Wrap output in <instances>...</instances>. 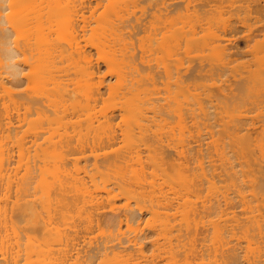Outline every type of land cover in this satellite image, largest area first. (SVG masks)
Listing matches in <instances>:
<instances>
[{
    "label": "bare ground",
    "instance_id": "obj_1",
    "mask_svg": "<svg viewBox=\"0 0 264 264\" xmlns=\"http://www.w3.org/2000/svg\"><path fill=\"white\" fill-rule=\"evenodd\" d=\"M18 2H20V5L16 6ZM134 2H136L135 5L136 4L141 5L140 10H139L140 14H138L139 12L135 13V11L133 10L135 9V6L132 5ZM131 6H134V8H132ZM188 7L189 5L187 2L180 3L174 0H29V1L28 0H0V87L4 89L5 91L10 90L9 88L12 87V90H10L9 92H11V94L14 95L15 97L14 102L17 104L16 110L14 111V115L8 122H6V125H7L6 129L10 133L13 132L14 135H17L20 132L27 131L33 123L30 119V115L33 113L34 110H36L39 114H41V111H40L41 109L44 110L42 114H45L46 112L52 110L54 113V116L59 111L64 113L66 110L65 108L66 101L71 97V94L76 91H82L88 100H91L94 103H97L101 100L104 104L97 113L96 112L93 113L95 115V121L97 122V125L92 126V130L94 132L92 139L99 140L100 143H103L102 146H107V147L113 146L114 144L117 143V140L120 139L119 142L122 143L123 147L127 146V149L124 147L126 150V155H119V153H116L113 151H111V154L108 152H104L102 159L108 162V164L119 165V163L117 162H121V163L124 162L126 165L125 161L128 160V158L132 159L130 155L131 152H132L131 154L133 153L135 154L133 155V157L140 159V156L143 150H146L149 153L150 151L157 152V153H154V152L152 153L157 155L156 157L160 161L163 162L164 157L162 155V149L170 148V150L173 149L175 151V155L178 158V160L182 159V161H184L186 164L185 167H187L189 160L187 159L188 156L186 155V152L184 151V149L189 148L190 145L188 144L185 145L186 143L184 142L185 141L187 142L185 137L189 135L190 127H192L191 124H189L190 120L188 119V117L191 114L189 115L186 113L188 112L189 108L185 107V105L188 103L184 101V106H181V105H180L181 107L179 106V108H182L180 109L181 111H183L184 107L187 108V110L184 109L186 112L183 111L180 114L174 113V116L178 115L177 119L179 118V125H178L179 129L176 132V129L172 126L170 127L168 124L171 111L174 112V108L172 107V105L174 104V101H173L174 95L172 94V91L170 90V87L172 85L170 83L171 81L170 78H172L171 76L172 74L169 72L168 65L166 63L165 64L162 63L163 70L161 71V69L158 67L161 62L159 63V60L155 59L156 62L153 64L152 63L153 59L150 58V55L154 53V48L151 45H148L146 47L141 46L140 50L139 48L138 50H136L133 46L128 47L126 45L127 38L125 39L126 37L125 34L129 35L130 33V35H132V34L137 33L138 30L147 31L150 29H153V33H156L157 28L162 27V35L167 34L168 36L173 37L175 41L173 45L175 46V48L167 52L166 59L170 61L177 60L176 56L180 55V51L181 53H186L188 49V37H186L187 35L185 36V33L187 32L186 31L187 29L185 28L188 25V22H187ZM130 8H132L133 11H130ZM176 8H179L180 13L174 16L172 12L176 10ZM42 10H44L45 12H41ZM85 11L90 12L88 19H86L83 14ZM218 39L219 38H217L216 41H218ZM221 42H222L221 44H223V41ZM217 43L215 44V42H213V44L215 45L213 46L211 45V47L206 49V52H209L210 55H213L219 58V57L224 56V54H226L225 51L228 49V47L224 46L226 44L221 45L220 42H217ZM206 54H207L206 55L207 58L205 56V60L208 59L206 60L208 61L207 64H209L210 61L215 60V59L212 60L211 58L213 56L210 57V55H209V58H210L209 60L208 53ZM204 55H205V52H204ZM137 57H139V60H140L139 62L142 65L141 67L136 66V62H134V60H136ZM101 64H103L106 69V72L104 74L101 73V69H100ZM154 66L155 68L158 67V69L155 70V72L157 73L165 72V74L162 75V77L164 76L166 78V79L164 78L165 80H163V85L165 86V90H167V93L166 94L164 93L165 95L164 94L162 95L163 92L159 89L157 81L156 82L151 81V80L149 81L148 79V78L153 79V75H149V73L153 71L152 67ZM71 68H75L79 74V80H77L73 84H70V80L67 78L68 71ZM261 69L262 71H264L263 67ZM252 70L254 71L255 69H252ZM145 73H148V74H145ZM256 73L257 71H255V75ZM219 74H221V72L217 73V76ZM107 76L109 77V79H107ZM253 77L254 76L252 73V78ZM262 77L259 76V79L257 77L256 78L257 80L264 82L263 81L264 74ZM110 79H114L113 83L109 82ZM217 81H221V79L218 78L215 81V83H211L209 84V86L210 85L213 86L214 84H217V83L218 84L222 83V82H217ZM241 82H242V79H241ZM241 82L239 81V83ZM218 84L214 85L213 88L215 86L218 87ZM244 84H246V82ZM248 84H250V82ZM254 84H255V81H254ZM71 85H73V87H70ZM209 86L206 88L207 93L210 90H211L210 92H212L213 90L212 86L210 87ZM220 86H222V84L219 85V87ZM241 86L243 85L241 84L238 87L240 88V90L248 87V85H246V87H244L245 86L244 85L243 88ZM250 86H253V83ZM258 86H256L257 90H261V89H258ZM35 87L36 89L39 88V91H37V93L35 91ZM253 87L255 88V86ZM208 88H209V91H208ZM222 88L224 90L225 87L222 86L221 88H218V89L220 90ZM214 89L215 90H213V92L214 91L215 92L214 93L212 92V93L217 94L216 97L217 96L219 97L220 94L222 96V93L220 92L222 90L220 91L218 89L216 90V87ZM236 90H237V87H236ZM222 92L224 93V91ZM261 93H262L261 96L260 97L258 96L259 98L255 100L254 101L255 104L254 103L253 104L255 106L260 105L261 107L260 106L259 107L260 108L263 107L262 110H264V89ZM105 94L107 96L106 98H103ZM227 94L229 95V93ZM236 94L231 93V95H236ZM258 94H259V91H258ZM212 95L211 94L207 95V97L209 96L210 98V99L207 98L210 100L209 103L211 102L213 107H216V105L217 107L221 106L222 103L220 104V102H217L219 104L216 103V105L214 106L213 104L214 102H212L211 100ZM236 96L238 98L239 95H236ZM239 97H242V96H239ZM222 99L223 98H221V100ZM224 99H225V96H224ZM239 102L241 103V100ZM244 103H242V106ZM250 103H252V101ZM254 105H252V107ZM210 107L211 106L208 107L207 112L209 111ZM217 107L213 109L215 110L219 109V107L218 108ZM259 107L257 108V110L260 109ZM213 109L211 108L210 111H213ZM244 109L246 111V108ZM180 110H177V111L180 112ZM262 110H259L258 112L261 111V113L263 114L264 112H262ZM204 111H206V109L203 110V115H204L203 118H206L207 116L211 118V116L215 114L214 115L215 118L213 117L214 120H212V118L211 120L217 122L218 118L216 117L217 116L216 113H218V116H219V113L221 112L220 110H218L220 112L217 111L216 113L213 111L214 113L213 115L211 114L212 112L210 113L209 111L207 113V116H206V112ZM183 113L188 115V117L184 115ZM261 113H258L257 115V117H259L258 119L264 118V116ZM259 114H261V116ZM89 115L91 116V113H89ZM241 115H242L241 113L240 115L238 114L237 115L238 118H240ZM237 116H235V118ZM2 117H3V113L1 114L0 112V121L3 119ZM219 117L221 118V115ZM252 117L253 116H250V118ZM209 118L207 117L206 119H204L205 120L204 123H206V120ZM220 118H219V121H220ZM235 118L232 119L234 123L236 121ZM247 118H249V116ZM250 118L247 119V122L250 120ZM240 119L237 120V122L239 123L236 122L235 124L237 126L234 125L233 132L236 133V135L233 133L234 138H232V140H234L237 136V139L235 140H238V142H236L237 144L233 143L235 142L234 140L231 143L232 145L234 144L238 145L239 143L238 146L241 149L240 152L243 153L242 150H246L248 153L249 152L251 153V154L250 153L247 154V152L244 151V153L246 152L244 155L245 156L247 155V156L244 157V155H242L243 156V157L241 156L242 161L241 160L237 161L236 167L240 166L238 169L240 170V172L242 171L240 175L241 174L243 175V171H245L244 169H246L247 173L249 170V173H250V171L253 170V168H255V170L259 169V167L262 164L264 168V147L263 146L261 147V145L262 144L264 145V143H262L261 145L260 143L259 144L256 142L253 143L255 141L254 139L256 138V136L255 138H253V135H256L258 132L257 130L255 131L254 129H252L254 128L253 127L254 125H257L255 126V128L256 127L258 128V125L261 128V125H263L264 122L261 121L262 122L261 123L260 120H257L256 123H253L255 122V121H252L255 119L254 117L251 120L254 125H252V128L250 127L251 125L249 126L250 128H248L246 126V121H245L246 119L244 120L243 117ZM211 120L209 119V121L208 120L207 121L211 123L212 122ZM222 120L225 121L226 118L224 119L222 117ZM232 120L230 122H232ZM225 122L227 123V121ZM230 122L228 121V123ZM209 123H207V126L204 124V127L206 128L208 127V130L206 129V131H209L210 133V130L211 132H213L214 130L210 126ZM221 123L220 125L216 124L215 126L216 127L221 126ZM234 123H232V125ZM165 128H167V130H163ZM173 128L175 129V131L173 130ZM34 129L36 130L32 134L31 138L28 140V142L30 143L29 146L42 144L41 142H39V140L42 138L43 134L46 132L45 130H43L42 126L40 125L36 126ZM251 129L257 133L255 134V132L253 131L254 134L250 135L252 134L250 133ZM203 132H205V130ZM167 133H169L170 135H167ZM206 137H210V134L206 135ZM83 138H84V141H82ZM88 138L89 136H86L84 134L82 135L80 134L77 138H74L73 135H70L65 130L59 136L58 143L56 144V146L58 147L60 146V149L61 148L68 149V148L73 147L74 139L76 143L83 145L81 143H86ZM249 138L252 139V140L250 139L251 141H253L252 144H258L255 146L252 145L254 148L256 147V150L258 152L256 150L255 151L258 154L256 152L255 153L253 152L254 151L253 147L250 149L248 148V147H251V143H250L251 141L249 142ZM259 139L262 140L263 138H259ZM209 140H208L210 142L209 144L207 143L208 141L207 142L205 141L207 146H205L204 144L205 146V147L203 146L204 148L208 147V145H211L213 140L212 141L211 139ZM25 143H26L25 140L21 142L22 145H24ZM213 143L215 144L216 141L215 142L213 141ZM92 144H94V142H92ZM198 144L197 145L200 147L197 148V151L203 150V156L209 157V159L207 158L205 163H207L206 164L207 172L211 176L212 179H214L215 177H221L223 175L224 177L228 175L229 177L227 178H231L232 176H233L232 178H234V174L238 176L237 174L239 173H237L238 172L237 169L235 171L234 169L235 167L232 166V163L222 158V156H224L223 151H222L223 149H221L222 147L220 146L222 145H219L218 141H217V144L215 145L213 144L214 146V147L212 146L213 150L208 149L211 146L204 149L201 146L202 143H198ZM130 145H131V148L133 149H129L130 152L128 155L127 150L129 148L128 146ZM233 147L236 148V146H233ZM257 147L259 148L261 147L260 150H258ZM211 150L213 151L214 155L212 154ZM11 152L12 151L8 147H4L3 145L0 146V237H2V234L8 235L9 232L14 233V231H16L14 230V226H16L14 225L15 221L17 223L18 221L25 222L23 221L24 219L27 220L29 219V217L31 218L32 216V213H31L32 212L31 211L32 202H30L31 200L20 198L19 194H17L19 193L20 189H22V185L23 186L25 185V182H26V186L27 185L28 186L27 187L24 186L23 189L26 190L30 188L29 187L30 185L29 183L31 182V181L29 182L30 179L29 180L27 179L28 182L25 179L26 181H24V184H22L21 187H19L16 190L17 193H15V195L16 194L18 195V196L16 195L17 196L16 200L12 199L13 197L11 194L12 192L10 191L9 186L6 185L7 179L9 176L8 175V172H9L8 165L10 162V158L12 156ZM209 154L211 155V157L209 156ZM189 155H190V158L193 157L191 156V152H189ZM212 155L214 156L213 158H212ZM179 156H181L182 158ZM151 157L153 158L155 156H151ZM223 160L224 162H222ZM156 161L157 160H154L155 163ZM160 161L159 163H161ZM225 161L226 162L228 161L227 162L228 164L231 163L230 167L223 166V163H225L224 164L225 166L228 165ZM62 162L64 163V161ZM121 163H120V169L122 168L123 169L121 171L122 173L120 172V174L122 176L118 175L120 176L119 179L116 180L115 182H111V184L113 183L112 185H115L116 183H118L117 181L121 183L120 184L118 183V185L116 186H112L104 181L102 184L103 185L102 189L104 190L103 193L106 194L105 195L106 197L103 194H102L103 196L101 197L107 198V199H102V200L108 201L107 202L108 205L106 204V201L104 202L107 205V207L108 206L110 207V208L108 207L110 212L109 214H107L106 212L100 214V218L102 221L105 220V221L118 222V225H120L123 222V220H126L127 222L133 219L135 220L138 216H140V213H137V210L140 207L138 209L134 208L135 209L134 210L133 209L134 206L130 207L129 205L131 204L129 205L127 204L126 207L123 206L125 208L122 207V209L121 208L119 209L117 207V202L115 203V201L118 200L120 197L125 198V200L128 203V201L132 199L133 192H135L130 188L131 185L129 188L126 186L128 185V183H130V181H128V179L125 180L126 178H128V176L127 174H125L127 173L126 171L124 173L125 175L123 174L125 165ZM260 163L262 164L260 165ZM121 166L123 167L121 168ZM246 166H248L249 168L252 166L253 167L250 170L248 167L246 168ZM58 167L56 166L57 169L55 168L56 174H58L57 173L58 170L59 172H61L60 170H62L61 166L59 168ZM113 167H116V166H113ZM116 168H118V166ZM246 171L244 172V174H246ZM64 172L68 173L66 170ZM64 172H61V173H64ZM61 173H59V176L61 175ZM66 173L63 174L64 175V178L62 177L63 179L67 178ZM242 175H241L240 182H243L242 180H244L243 179L244 175L243 176ZM59 176L57 178H59ZM115 178H118V177L115 176ZM235 178L237 179V177ZM239 179L240 178H238V184H240ZM56 180H57L56 181L57 185L54 184L55 186L53 187V189H55V196L53 195L54 196L53 198L56 199V200L53 199L55 200L54 202H58V200L60 202L61 200H63L64 202L66 200V199L64 200V198H68V197L70 199L69 202L71 203L75 202L74 200H71L70 195L67 196L65 194L68 192L66 189H70L66 186L64 188L63 185H66L65 184L66 181L65 182L63 181L64 184L62 185V179L61 180L56 179ZM126 181H128V183ZM58 183L60 184L58 185ZM105 183H107V185ZM183 184L185 186V183ZM82 185L84 184L82 183ZM56 186H58V189L55 188ZM257 188L262 189V190L264 189V180L258 183V186L256 187V189ZM186 189L189 190L190 188H186ZM186 189L184 188V190ZM64 190L65 192H62ZM53 191H52V194H53ZM189 191L192 192L191 190ZM186 192L187 190L185 191V193ZM242 192H238L239 195L241 196V199H243L242 197L245 198V195H244L245 191L244 193ZM24 193L26 194V191L23 192V195H25ZM73 194L75 193L73 192ZM189 194H193V193H188L185 196ZM64 195H66L67 197H64ZM173 195L175 196V194ZM178 195L179 197L183 196V194L182 193L180 194V192L178 193ZM190 196H193V195H190ZM62 197L63 199H61ZM187 197L189 198V196ZM187 197H185L186 200L188 199ZM47 198L49 200V197ZM73 198L77 200L76 197H73ZM174 198L175 197H171L170 201L175 200ZM179 199H182V197H180ZM188 200H187V202L189 203L188 212L192 216L191 219H193L192 220L193 222H194V218L196 219V217L198 220H200L201 218L204 219V217L207 214L211 215L214 212L215 214L216 212L217 214L218 213L221 214L219 202L211 201L210 199L209 200L204 199L198 205L195 201L191 202L192 200H189V201ZM170 201H167V202H170ZM66 202L67 201H65V203ZM124 202L125 201L123 200V203ZM65 203L64 205L66 206ZM188 203H185V204H188ZM170 204L168 205L167 203L165 205L166 208L167 207L169 208L170 206V209H172L173 206L178 207V205L181 207L182 203L181 204L179 203L178 205L176 203V205L175 204L173 205V202H172L171 204L172 208ZM115 205L117 208H115ZM114 208L116 209V212L117 211L120 212V210H124V212L121 211L123 213L120 212V214L118 212L116 213L114 211L115 210ZM178 208L176 209L174 208L175 211H178L177 210ZM90 212H89V217L87 215L88 222L86 220L85 221L82 220L85 222V224L87 223L90 224L89 226H87V229H89V227L92 225V218H90L92 214H90ZM157 212L152 211V213L154 214ZM57 213L60 214V212L58 211ZM66 213L67 211L66 212L64 211L63 215H59V217L61 218L65 214L66 216L64 217L67 218L68 213L67 214ZM91 213H94V211ZM182 214L183 213L181 211V216H183ZM63 218H61V220ZM51 219L56 221V219H53V218ZM187 219L185 218L184 220V216L182 217V220L185 222V224L186 223L190 224L191 222L190 218H187ZM207 219L208 218L206 217L205 220ZM82 221L80 222V224H82ZM50 222L46 221L47 224L43 222L44 224L43 225L44 227L42 226L43 232H47L48 228L50 229L51 227H53L51 228V231L54 230L58 232L59 231L58 229H54V227L56 226L55 225L56 223L51 222L53 224L51 226ZM71 223H73V226L70 224V222H68L67 224L68 227L63 228V230L68 229V228H71V229L70 230L68 229L69 230L68 232H66V230L64 232L63 230H60L58 233L59 234L58 237L56 236L54 240H51V241L48 240L47 242L46 240L44 241L45 237L42 238L43 240L41 239V241L43 242L42 243L39 242V243L44 244L45 248L42 245L41 247L40 245L38 246L37 244L32 243L31 241H34V239L32 240L31 238H30L31 241L29 240V242H27L26 244L22 242L20 243V241L18 240L11 241L8 243H5V241H0V264H71V263L88 264L87 263L88 261L84 262V260H86L85 258L87 257L89 258L98 257L100 259L99 264H136V262H133V260L137 259L138 257L143 258V259L147 257V255L145 254V249L147 247L146 245H150V247H154L156 249L157 248L162 249L164 253H166V256H165L166 263L165 264H222L220 260L216 258L217 256H219L221 260L223 261L225 253L227 254V257L229 258H233L236 255L234 254L235 251L234 252L231 251L232 248L231 249L224 248V245L222 244L220 245V241L218 240L217 242L219 243L216 244V242H214L216 244V247L211 252L210 248H208L206 244L204 243V240L206 238V232L208 231V227H207L208 225L205 226V224L203 223V220H202V226L200 230H199V227H198L199 225L197 221L195 222V224L192 223V226L194 225V228L190 226L191 224L188 225L189 232L191 234L187 232L188 229L183 228V229H186V230H183V232L184 233L185 231L187 232L186 233L187 237H185L186 234L184 235L183 232H181V227L178 223L177 224L179 226L172 224V222L166 221V222L160 223V227L158 226L159 233L157 234L164 235L163 242L161 243L159 242L157 237L153 238L152 240L149 239V237L146 236V234L148 233H146L145 235H141L143 233H141L140 235L138 234L139 236H137V233L136 235L135 234L130 235L132 237L134 236L133 238L129 236H125L127 238L129 237L130 239L129 238L124 239L123 233H122L123 235L120 234L122 236L121 238L118 237L117 239V237L115 238V236H113L115 239H111L113 237L111 236L112 234L109 233L110 235L109 237L111 238H108V236L106 235L107 237L105 238H107V240L103 238V240L99 241V243L97 242L94 244L91 242H88V245L86 248H83L82 244L79 245L78 243L79 239L77 237L79 235L77 236V234L79 230H77L76 228H77V225L79 228L80 224H76L78 222L75 223L76 225L74 224V222H71ZM48 225H50L51 227L50 226L48 227ZM175 226H178V229L180 228L178 234L179 235L183 234L182 236H180V238H182L181 239L182 241L178 239L179 237L177 236L178 234H175L177 230ZM82 229L84 230L83 226H82ZM87 229L85 228L86 231ZM118 229L117 231H119ZM151 231L153 232V230ZM61 232L62 234H60ZM119 232L121 233V231ZM172 233L175 234L177 238L174 239L173 238L174 235ZM31 235L32 237L35 236L33 235V233ZM116 236L118 235L116 234ZM46 238L49 239L48 237ZM185 238H187L186 242L183 240ZM50 239H52V237ZM176 239L180 241H177ZM183 241L185 243H182ZM182 252H185V254ZM112 253H113V256L110 257L109 255H112ZM181 255H184V256H181ZM82 257H85V258H82ZM205 259L207 261L204 263ZM257 261L259 262L260 259L259 260L257 259Z\"/></svg>",
    "mask_w": 264,
    "mask_h": 264
},
{
    "label": "rangeland",
    "instance_id": "obj_2",
    "mask_svg": "<svg viewBox=\"0 0 264 264\" xmlns=\"http://www.w3.org/2000/svg\"><path fill=\"white\" fill-rule=\"evenodd\" d=\"M174 1L180 2V3L187 2L189 5L188 12H187L188 13L187 14L188 25L185 28L187 29L185 36L187 35L186 37H188V49L186 53H181L180 51V55L176 56L177 60L170 61L166 59L167 52L175 48V46H173L175 41L173 37L168 36L167 34L162 35V27H158L156 30V33H153V29H150L147 31L138 30L137 33L132 34V35H130V33L129 35L125 34L126 37L125 36L124 37L125 39L127 38L126 45L128 47L133 46L136 50H138V48L140 50L141 46L146 47L148 45H151L154 48V53L150 55V58L153 59L152 61L153 64L156 62V60H159V63L161 62L158 66L161 69V71L163 70L162 63L164 64L166 63L168 65L169 72L172 74L171 75L172 78H170L171 80L170 83L173 85V86L171 85L170 90L172 91V94L174 95V96L172 95L174 97V100H173L174 104L172 105V107L174 108V112L171 111L168 124L170 127L171 126L174 127L176 129V132L179 129L178 128L179 118L177 119L178 115L174 116V113L180 114L183 111L186 112L185 110L189 108L188 112L186 113L189 115L191 114L189 116L190 118L188 117V115L183 113L184 115L188 117V119L190 120L189 124H191L192 126L190 127L189 135L185 137L187 142L186 141L184 142L186 143L185 145L187 144L190 145L189 148L184 149V151L186 152V155L188 156L187 159L189 160L187 167H185L186 164L184 161H182L181 159L182 157L179 156L181 157L180 158L181 160H178V158L175 155V151L173 149L170 150V148L162 149V155L164 157L163 162L160 161L156 157L157 155L154 154L157 152L152 151L154 152L152 153L150 151L149 153L148 151L143 150V152L141 153L140 159L133 157V155L135 154L134 153L131 154L132 153L131 152L130 155L132 159L128 158L129 161L128 160L125 161L127 166L125 165L124 162L123 163L117 162L119 163V165L112 164L113 166H116V167L118 166V168L113 167L111 164H108V162L102 159L104 152H108L111 154V151H113V152L119 153V155H126L125 148L127 149V146L126 147L124 146L125 147L124 148L122 143L119 142L120 139L117 140L116 144L110 147L102 146L103 143H100L99 140L92 139L94 135L92 126L97 125V122L95 121V115L93 113L94 112L97 113L104 104L101 100L97 103H94L91 100H88L82 91H76L71 94V97L66 101V104H65L66 110L64 113L59 111L54 116V113L52 110L46 112L45 114H42L44 112V110L42 109L40 110L41 114H39L36 110H34L33 113L30 115V119L33 122L31 127H29V129L25 132H20L19 134L14 135L13 132L10 133L6 129L7 128L6 122H8L12 118V116L14 115V111L16 110L17 104L14 102L15 97L13 94H11V92H9L10 90H12V87H10L9 88L10 90L8 91H5L4 89L0 87V110H1L0 112L1 114L3 113V117H2L3 119L0 121V146L3 145L4 147H8L12 151L11 152L12 156L10 158V162L8 165L9 166V172H8L9 176H8L6 185L9 186V189L12 192L11 194L13 196L12 197L13 200H16V197L18 196L17 194H19L20 198L29 199L31 200L30 202H32L31 218L30 217L29 219L26 218L27 220L24 219L23 221L25 222L18 221L17 223L15 221L14 225L16 226H14V230L16 231H14V233L9 232L8 235L2 234V237H0V241H5V243H8L11 241L18 240L20 241V243L22 242L26 244L27 242H29V240L31 241V239L32 240L34 239V241H31L32 243H35L38 246L42 245L44 247V244H41L43 242L41 241L42 238L45 237L44 241L46 240L47 242L48 240L49 241L54 240L56 236L58 237L59 235L58 233L60 230H63V228L68 227L67 226L68 222H70L72 226H73V223L71 222H74V224L76 222H78L76 224H80L82 220L84 221L86 220L88 222L87 215L89 217L90 211L91 212L94 211V213L90 212V214H92V216L90 215L91 216L90 218H92V225L89 227V229H87V226H89L90 224H88L87 222H86L87 224H85L84 221H82V224L79 225V228H78V225L76 228L77 230H79L77 234V236L79 235L77 237L79 239L78 243L79 245L82 244L83 248L87 247L88 242H91L94 244L97 242L99 243V241L103 240V238L107 236L108 238H111L109 237L110 236L109 233L112 234L111 235L112 237L113 236H115V238L117 237V239L118 237L121 238L122 237L121 235L123 234H124L123 235L124 239L125 238L128 239L129 237L131 238L134 237V236L133 237L130 236L132 234L136 235L137 233V236H139L141 233H143L141 235H145L146 233H148L146 234V236L149 237V239L152 240L153 238L157 237L159 242L161 243L163 242L164 235L157 234L159 233L158 226L160 227V223L169 221L175 225L179 224L181 227V232H183V230H186V229H188L187 232H189L188 225L191 224L190 226H192V223L195 224V222L197 221L199 225L198 227L200 230L202 226V220H203V223L205 224V226L208 225L207 226L208 231L206 232V238L204 240V243L206 244L208 248H210L211 252L216 247V244L219 243L217 242V240L220 241V245L221 244L224 245V248H227V249L232 248L234 250L231 249V251L233 252L235 251L234 254L236 255L233 258L227 257V254L225 253L223 261L221 260L219 256H217L216 258H218L222 264H253V263L263 264L264 263V261H262L264 260V193H262L264 192V189L263 190L258 189L259 187L256 189V187L258 186V183L264 180V174H263L264 168L262 166L263 164L260 163V165L261 164L262 165L260 167L258 166L259 169H256L258 171H256L255 168H253L254 171L251 170L253 166L250 168L246 166V168L248 167L253 172L250 171L249 173V170H248V173H247L246 169H244L246 171V174H244L245 171H243L244 176L241 174L243 176L244 180L242 181L244 183L240 182L241 180L240 173L242 171L240 172V170L238 169L240 166L237 165L238 167H236V164L238 160L242 159L241 156L244 155L247 151L242 150L243 151L242 153L240 152L241 149L238 146L239 143L238 145H235V144L232 145L231 143L232 141L237 139V136H236V138L232 140V138H234L233 137L234 134L236 135V133H234L233 131H234V125L236 124L238 119L242 117L244 120L246 119L245 120L246 126L248 128L250 127L252 128V125H254L253 123H256L257 120H260V122L261 121L264 122V118L260 117L262 119L261 120V119H258L259 117H257L258 113H261V111L260 112L258 111L262 110L263 107L260 108L261 107L260 105L258 106L254 105L255 104L254 101L257 100L261 96L262 94L261 92L264 89L263 88L264 82L257 80V78L259 79V76L262 77L264 74L262 73L264 71H262L261 69L262 67L264 69V66H263L264 64V58H263L264 45H262L264 44L263 42L264 41V35H263L264 34V0H174ZM135 3L136 2L132 4L135 6V9L133 10L135 11V13L139 12L138 14H140L139 10H140L141 5L139 4L135 5ZM19 5H20V2H18L16 6H19ZM134 6H131V7L134 8ZM132 8H130V11H133ZM41 12H45V11L42 10ZM178 13H180L179 8H176V10L172 12L174 16H176ZM83 14L85 18L88 19L90 12L85 11ZM217 38H219L218 41H216ZM211 40L215 42V44L217 42H220L221 44L222 43L221 41H223V44H226L224 46L228 47V49L225 51L226 54H224V56L217 58L216 56L210 55L209 52H206V49L211 47V45L212 46L215 45L213 44ZM204 52H205V55H204ZM206 53H208V58H209V55L210 57L213 56L211 59L212 60L215 59L214 60L215 62L210 61L209 64H207L208 61L206 60L208 59L205 60V56L207 55ZM139 61H140L139 57H137V59L134 60V62H136V66L141 67L142 65ZM158 67L157 68H155V66L152 67L153 71L150 72L149 75H153V79H150V78L148 79L149 81L150 80L155 81V82L157 81L158 87L163 92L162 93L163 95L164 93L165 94L167 93V90H165V86L163 85V80H165L166 78L164 76L162 77V75H164L165 72L164 73L155 72V70H157ZM100 69H101L102 74L106 72L105 66L103 64H101ZM252 69H255V70L253 71ZM251 71L253 73V76L255 77V78L253 77L254 79L252 78ZM255 71H257V73H259L260 71L261 72L259 74L256 73L255 75ZM220 72L221 74L217 76V73H220ZM145 74H148V73H145ZM67 78L70 80V84L75 83L77 80H79L78 71L75 68H71L68 71ZM218 78H220L221 81H217V82H222V83L220 84L217 83L218 87L215 86L216 90L218 88H221L222 86L225 87L224 90L223 88L220 89L224 91V93L218 89L222 93V96L220 94L221 97L220 96L216 97L217 94H213L215 92V91L213 92V90H215L214 89L215 87L213 88V86L217 84H214L213 86L210 85L213 88L212 90L213 93L210 92L211 90L209 91V88H208V91L210 93L209 92L207 93L206 91L207 90L206 88L209 86V84L215 83V81ZM107 79H109L108 76H107ZM241 79L243 83L241 82ZM113 81L114 79L109 80L110 83H113ZM239 81L241 83H239ZM254 81H255V84H254ZM245 82L246 84H244ZM249 82L250 84H248ZM258 82L259 83L261 82L260 85ZM252 83L256 89L253 86H250ZM221 84L222 86L219 87V85ZM241 84L243 86L245 85L244 87L248 85V87L243 88V86H241L243 89L240 90V88L238 87ZM256 86H258V89H261V90H257ZM70 87H73V85H71ZM236 87L238 91L236 90ZM250 87L253 89H251ZM35 91L37 93V91H39V88L36 89L35 87ZM258 91H259V94H258ZM226 92L229 93V95ZM230 92L232 94L237 93L236 95H239L242 97L238 96L237 98L236 95H231ZM208 94H211V95L213 94L211 97V100L212 102H214L213 103L214 106L216 105L217 102H220V104L222 103L221 106H218L219 109L217 110L213 109V108H216L217 105L216 107H213L211 102L209 103L210 95L207 97ZM106 96L107 95L105 94L103 98H106ZM224 96H225V99H224ZM251 97L252 98L257 97V98L252 99ZM221 98L223 99L221 100ZM239 99L241 100V103L239 102L240 101ZM250 100L252 101V103H250L251 102ZM184 101L188 103V104L185 103L186 104L185 107L187 108L184 107L185 110L183 109V111H181L180 109L182 108H179V106L180 105L184 106ZM242 103H244L243 106H242ZM252 105H254L255 107L254 106L252 107ZM209 106H211L210 109L212 108L215 113L218 110H220L223 113L222 114L220 111H218L221 113V114L219 113V116L221 115V118L218 116V113H216L217 115L216 117L218 118L217 122L212 121L215 118L214 117L215 114L213 113V111H210V109H209L210 113L212 112L211 114L212 115L214 114L213 116H211L212 120L211 118H209V116H207V113L209 112V111L207 112V109ZM258 107L260 108L259 110H257ZM244 108H246V111ZM205 109L206 111L204 112H206V116L212 121L211 123L208 122L209 119H207L208 121L206 120V123H204L205 121L204 119L207 118V117L203 118L204 117L203 110ZM241 109L244 111H242ZM177 110H180V112ZM245 112L247 115L245 114ZM262 112H264V110H262ZM89 113H91V116L89 115ZM236 113L237 115L238 114L240 115L241 113L242 114L241 117L238 118ZM243 114H245L247 117L249 116V118L250 116H253L252 118L255 117V119L252 120V118H250V120L247 122V119L249 118H247ZM261 114L259 115L261 116ZM262 115L264 116V113ZM235 116L237 117L235 118ZM222 117L224 119L226 118L225 121H227V123L224 120H222ZM219 118L222 123L219 121ZM233 118L236 119L235 123L232 120ZM231 120L232 122H230ZM251 120L255 122L252 123ZM228 121L231 124L228 123ZM207 123H209L210 126L213 128L214 130V131L212 130L213 132H211L210 130L212 128L209 129L210 133L209 131H206V129L208 130V127L207 128L204 127V124L207 126ZM220 123H221V126H218L220 125ZM232 123L234 124L232 125ZM216 124H218L217 125L218 127L215 126ZM38 125L42 126L43 130L46 131L43 134L42 138L39 140V142H41L42 144L29 146L30 143L28 142V140L31 138L32 134L36 130L34 128ZM255 126L257 125H254L253 126L254 128L252 129H254L255 131L257 130L258 133L251 129L252 132L250 131V133L252 134L250 135H253L254 134L253 131H254L255 134L256 133L257 134L253 135V138H255V136L257 138L258 136L257 138L258 140L255 138L254 139L255 141L253 142L251 141L252 139L249 138V142L251 141L250 142L251 147H248L250 143L247 146L249 149L253 147L252 145L255 146V145H258L259 143L260 145L264 143L263 142L264 141L263 140L264 139V132H263L264 124L261 125V128L259 127V125H258V128L257 127L255 128ZM174 128L173 130L175 131ZM65 130L70 135H73L74 138H77L80 134L89 136V138L87 139L86 143H81L83 145L76 143L74 139L73 147L68 148V149L67 148L60 149V146L58 147L56 146V144L58 143L59 136ZM163 130H167V128ZM204 130L205 132H203ZM208 133L210 134L211 138L206 137V135H209ZM167 135H170V134L167 133ZM205 137L208 139H206ZM259 138H263V139L261 140ZM209 139H211V141L213 140L214 142L216 141L215 144H217V141H218L219 145H222L220 146L222 147L221 149H223L222 151H223L224 156H222V158L224 160H228L229 162H231L232 166L235 167V168L232 167L235 169V171L237 169L238 171L237 173H239L237 175L239 177L234 174V178L237 177V179L232 178L233 176L231 178H227L229 177L228 175L226 177H224L223 175L221 177H215L214 179H212L211 176L208 174L207 168H206L207 163H205V161L207 160V158L209 159V157H204L203 150L197 151V148L200 147L198 146L199 145L198 143H202L201 145L202 148L207 146L206 142ZM24 140L26 141V143L22 145L21 142H23ZM82 141H84V138L82 139ZM91 141L94 142V144H92ZM209 141L207 142L208 144L210 143ZM236 142H238V140H235V142L233 143H236ZM252 142L253 143L256 142L258 144H252ZM212 143L211 145H208V147L209 146L211 147L209 148L206 147V148L213 150L212 146L214 143L213 144ZM233 146H236V148ZM262 146L264 147L263 144L261 145V147ZM128 147L129 148L127 151L129 155V152H130L129 149H133V148H131V145ZM237 147L239 150L237 149ZM260 148L257 147L258 150H260ZM253 150H254L253 152L255 153L257 151L256 147L255 148L253 147ZM244 151L246 152L244 153ZM189 152H191V156H193L192 158H190ZM249 153L247 152V154ZM210 154L209 156L211 157ZM212 154H213V151H212ZM213 155H212V158L214 157ZM151 156L156 157V158L153 157L154 160H157L156 163L154 162ZM246 156L244 155V157ZM224 160L222 162H224ZM62 161H64V163ZM159 161L161 163H159ZM120 163L125 165L124 168L126 170L125 169L123 170V174L126 171L127 173L125 174H127L128 176V178H126L125 180L128 179V181H130L131 183L130 184L128 183V181H126L129 185V186L128 185L126 186L129 188L131 185L130 188L135 192H133L132 199H130L128 203L123 197H120L118 200L115 201V203L117 202V207L119 209L120 208L122 209L123 206L126 207L127 204L128 205L131 204L129 206L130 207L134 206L133 209L134 208L138 209L140 207L141 210L140 208L138 209L139 211L137 210V213H140V216H138L135 220L133 219L134 221L130 220L126 222V220H123V222L120 225H118V222L105 221V220L102 221L100 218V214L104 212L109 214L110 212L109 210L110 207L109 206H108L109 208L107 207L108 201L104 200L106 201V204H107L106 205L105 202L102 200V199H107L105 198L106 194L103 193L104 190L102 189L103 188L102 184L105 181L108 184L112 185L113 183L111 184V182H115L116 180L119 179L120 176H122L120 172L122 171L123 166H121L122 169H120ZM231 163L229 164L227 163L228 164L227 166H225L224 165L225 163H223V166L230 167ZM56 166L57 167L61 166L63 170V171L60 170L61 172H64L65 170L68 172V173L66 172L64 173L67 174V178L69 180L67 178L63 179L64 173L59 172V170L57 172L58 174H56V171H55ZM62 166L64 167L65 170L63 169ZM59 173H61V175L63 176L60 175L61 176L60 177ZM58 176L59 178H57ZM115 176H117L118 178H115ZM238 178H240L239 179L240 184H238ZM25 179L26 180L30 179L29 182L31 181L29 183L30 188L26 190L23 189V187L26 186V182L24 186L22 185L24 184V181H26ZM56 179H59V180L62 179V185L67 179L65 183L66 185H63V186L64 188L65 186L70 188L71 191L70 189H66L69 193L67 192L65 194L67 196L70 195L71 200H74L75 202L73 201H72L73 203L69 202L70 201L69 197L64 198V200L66 199L65 201H67L66 203L65 201L63 202V200H61L60 202L58 199L57 200L60 204L58 202H54L56 199L53 198L55 196V189H53V187L55 186L54 184L57 185ZM117 182L119 183V181ZM82 183L84 185H82ZM107 183L105 184L107 185ZM118 183L112 186H116L118 185ZM183 183H185V186ZM59 184L60 183H58V185ZM21 185H22V189H20L21 193L20 191L19 193H17L16 190L19 187H21ZM187 185H189L190 187ZM55 188L58 189V186H56ZM184 188L185 189L190 188L189 190L192 191L190 192L188 189H186L187 192L189 191L188 193H193V194L187 195L189 196V198L185 196L188 193L187 192L185 193L186 190H184ZM22 191L23 192L26 191V194L24 193L25 195H23ZM52 191H53V194H52ZM62 192H65V190ZM73 192L75 194H73ZM179 192L180 194L181 193L183 194V196H180L182 197V199H179L180 198L178 195ZM238 192L244 193L245 198L242 197L243 199H241V196L239 195ZM15 193H17L16 194L17 196L15 195ZM102 194L105 196L104 198L101 197L103 196ZM147 194L148 195L151 194V195L148 196ZM173 194H175V196ZM66 195H64V197H67ZM190 195H193V196H190ZM196 196H198L199 198ZM47 197H49V200ZM73 197H76L77 200H75V198ZM171 197H175L174 198L175 200L171 199L172 201H170ZM185 197H187L189 200H192L191 202L195 201L198 205L204 199L205 200L210 199L211 201L219 202L221 212L220 211L218 212H220L221 214L219 213L217 214V212L215 214V212L214 213L212 212L213 214L211 215L207 214L208 216L206 215L204 219L201 218L200 220H198L197 217L196 219L194 218V222H193L192 221L193 219H191L192 216L188 212L189 210L188 209L189 203L187 202L188 199L186 200ZM61 199H63V197ZM122 199L125 201L124 202L125 205ZM167 201H170V202H167ZM166 202L168 203V205L170 203L172 204V202H173V205L174 204L176 205V203L177 205L179 203L180 204L182 203V204H181V207L178 205L179 208L175 206H173L172 208V205L170 204L172 208L170 209V206L169 208L168 207L166 208L165 206L167 204ZM56 203L59 205H57ZM64 203L66 204V206L64 205ZM185 203H188V204H185ZM117 207L115 205V208ZM174 208L175 209L178 208L177 209L178 211H175ZM57 211L60 212V214L57 213ZM64 211L65 212L67 211L68 214L66 213L67 218L64 217L66 216L65 214L64 216L61 217V218L64 217L66 219L65 220L63 218L62 219L63 221H62L59 215H63ZM114 211L116 212V209ZM121 211L124 212V210H120V212ZM152 211H156V212L158 211V212L154 214L152 213ZM181 211L183 213L182 215L184 216V220L185 218L186 219L190 218L191 220V222L189 220L190 224L186 223L188 227L186 226L185 222L182 220L183 216H181ZM120 212L118 213L120 214ZM206 217L208 218L207 220H205ZM51 218L56 219V221L52 220ZM50 220L52 223H56L55 225L57 227L54 225L55 226L54 229H58L59 230V231L57 230L58 232L54 230L51 231V228H53L51 226L53 224L50 222ZM46 221L50 222L51 226L48 225V227L50 226L51 228L49 229L47 227L48 231L43 232L42 230V226L44 225L43 222L46 223ZM82 226L84 230L82 229ZM178 226H175L176 229L178 230V232L176 230L175 234L179 233L180 228L178 229ZM192 227L194 228V225ZM80 228L82 229V231ZM85 228L87 229V231L85 230ZM183 228H186V229H183ZM68 229L70 230L71 228H68ZM68 229H65L66 232L69 231ZM117 229L121 231V233L117 231ZM65 230H63V232ZM151 230H153V232ZM187 232L185 231V233L183 232V234L185 235ZM32 233L33 235H35L34 237H32L31 235ZM60 234H62V232ZM116 234L118 236H116ZM175 234H173L174 239L177 238V236H179L178 239L180 240L182 239L180 238V236H182L183 234L182 235L178 234L177 236H175ZM189 234L191 233L189 232ZM125 236H129V237L127 238ZM46 237H48L49 239H47ZM51 237L52 239H50ZM185 237H187V234ZM115 238L113 237L111 239H115ZM105 239L107 240V238ZM178 239L176 240L180 241ZM186 239L187 238L183 240L186 242ZM184 241L182 243H185ZM214 242H216V244ZM146 246L147 247L145 249V254L147 255V257L145 259L138 257L137 259L133 260V262H136V264H154V263L165 264L166 263V260H165L166 253H164L162 249H159V248L156 249L154 247H150V245H146ZM182 253L185 254V252H182ZM109 256L112 257L113 253L112 255H109ZM181 256H184V255H181ZM82 258H85V257H82ZM85 259L86 260H84V262L88 261L87 262L88 264L89 263L91 264L100 263V259L98 257L97 258L87 257ZM257 259L258 260L260 259V261L262 262L260 261L258 262ZM206 261L207 260L205 259L204 263ZM71 264H74V263H71Z\"/></svg>",
    "mask_w": 264,
    "mask_h": 264
}]
</instances>
